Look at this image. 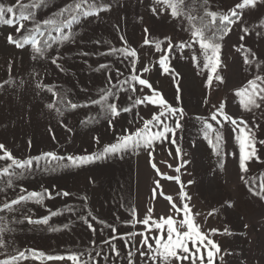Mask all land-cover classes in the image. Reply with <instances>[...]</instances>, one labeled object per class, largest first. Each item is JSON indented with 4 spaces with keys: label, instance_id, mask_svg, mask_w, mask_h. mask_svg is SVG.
<instances>
[{
    "label": "rangeland",
    "instance_id": "374dc122",
    "mask_svg": "<svg viewBox=\"0 0 264 264\" xmlns=\"http://www.w3.org/2000/svg\"><path fill=\"white\" fill-rule=\"evenodd\" d=\"M68 2L48 0L46 7L37 10V18L42 20L54 15ZM97 2L107 5L109 10L82 19L79 25L74 26L77 33L75 42L59 46L58 52L54 45L48 59L34 61L29 48L17 49L10 45L7 37L14 34L15 29L0 25V85H3L0 87V144H4L18 159L35 157L44 152L64 157L87 155L114 143L122 133L134 131L142 125L141 118L149 119L154 111H158L152 105H140L131 112L121 113L113 121L112 127L101 112L102 105L90 103L99 99L101 89L111 86L108 77L115 84L117 79L123 80L131 74L128 59L119 54L107 55L111 48L122 46L120 36L125 37L128 46L138 52L137 73L148 65L151 71L144 73L142 78L148 79L170 104L184 109L186 115L181 121L182 127L175 134L174 144L157 142L151 157L142 148H130L122 154L92 164L56 171L45 170L55 166V162L49 165L41 161L37 166L34 161L30 173L13 180V188L6 187L8 177H0V188L4 189L0 191V207L15 198L21 187L38 192L47 189L52 195V199L46 198L42 205L30 201L20 206L18 211L0 213V217H3L0 226L5 227V231L0 233V240L5 242V246L0 247V260L15 256L18 251L27 252L33 249L31 243L37 242L36 236L42 233L43 224H29L23 219L25 216L40 219L56 211L59 214L51 217L48 225L55 228L61 225L67 235L68 246H51L40 250L49 254L85 253L84 258H89L87 252H92L94 256L95 251H101L102 255L96 258L97 264H127L129 249L125 243L128 240L126 234L134 230L130 223L132 210L137 211L139 219L143 218L142 214L148 208H152L158 218L171 215L182 219V214L176 215L169 201L164 198L170 196L179 207L187 203L191 213L198 214L194 216L195 222L220 246L221 253L215 258L214 264H264V202L250 193L251 183L240 179L241 175L249 181L255 178L258 185L260 177H264V144L259 143L264 140V106L244 111L239 106V98L234 95L235 90L249 79L264 75V28L259 26L264 22V2L258 0L254 8L239 10L240 21L221 42L222 65L218 72L224 77L225 83L219 84L214 80L211 87H205L207 71H201L204 61L198 44L183 52H172L170 66L179 74L178 82L162 74L158 64L162 53L156 52L152 45L141 46L145 38L144 29L149 30V39L153 41L167 37L173 43L190 42L192 38L190 31L186 30L189 29L186 20H173L167 15L154 16L150 11L152 0ZM238 2L240 0H209L207 7L211 11L225 12ZM0 4L15 7L16 0H0ZM242 28L248 29L243 41L240 40L244 36ZM240 44L255 54L256 60L252 66L245 65L240 53L235 51V47ZM166 46L165 41L161 47ZM193 53L199 58L200 67L193 66ZM57 55L62 71L50 62V58ZM100 64H106L108 68L95 71ZM118 73L123 75L118 77ZM37 83L46 87L38 89ZM47 87L58 93V100L60 96L66 95V103L71 101L88 106L79 107L74 112H64L60 116L55 108H46L54 99L46 90ZM123 87L126 90L117 92L118 99L110 98V103L131 107L129 97L151 94L148 89L141 90L139 85L136 86L138 91L135 94L127 90V85ZM177 87L180 88L179 100ZM205 99L208 103H205ZM221 102L225 103L226 113L236 119H244L255 133L257 159L249 162L248 173L239 171V151L230 125L225 126L226 144L219 156L213 154L203 138L202 124L196 117L207 120ZM167 122L171 124L173 120ZM208 122L219 127L211 120ZM177 147L181 149L179 155L176 153ZM221 162L223 168L220 167ZM153 164L156 168L152 167ZM4 165L6 162L0 161V166ZM176 168H180V171L177 172ZM157 169L163 175H158ZM175 178H178V182ZM181 189L186 193L183 201L179 196ZM63 192L70 195H57ZM84 197L86 201L82 199ZM228 204L233 206L228 207ZM81 216L88 219L95 232L88 229ZM19 220L23 222L17 223ZM109 226L117 229V239H113L112 243L120 250V257L112 254L104 243L112 235ZM225 228L231 235L224 234ZM212 229L218 232L212 234ZM52 234L50 244L58 238L57 231ZM27 239L31 240L27 242ZM131 240L138 245L137 239L132 237ZM137 264L145 262L137 257ZM183 264H190V261H184Z\"/></svg>",
    "mask_w": 264,
    "mask_h": 264
},
{
    "label": "snow or ice",
    "instance_id": "6c2138e0",
    "mask_svg": "<svg viewBox=\"0 0 264 264\" xmlns=\"http://www.w3.org/2000/svg\"><path fill=\"white\" fill-rule=\"evenodd\" d=\"M264 2V0H259ZM258 0H240L233 8L225 12L211 11L207 7L209 0H203V3L199 5V9H202V13H199L196 8L195 0H152V6L150 8L151 13L154 16L167 15L170 19L177 20L183 18L189 25V30L192 40L190 42L181 41L179 43H173L170 38L164 40H150L149 30L144 29L145 38L143 40L144 45H152L156 52L162 53L158 64L162 69V74L171 76L173 82H178L179 74L174 71L170 66V56L174 50L183 52L185 49H192L194 44L199 45L201 50L200 55L203 57V67L201 71H207V80L205 87H211L215 80L219 84L225 83L224 77L219 74L218 69L222 65L221 51L222 41L232 31L234 25H236L241 18L239 10L246 8H254ZM48 0H29V2H22V0H16V6H8L0 4V25H5L10 28H14V34H9L7 42L10 45H14L17 49H30L32 60H43L49 58V52L56 46V51H59V46L67 43H74L77 33L74 30V26L81 23L82 19L97 16L100 12L107 11L108 6L100 4L97 0H69L67 4L60 7L57 12L45 19H38V9L46 7ZM264 28V22L259 25ZM244 36L240 37L243 41L245 36L248 35V29L242 28ZM122 42L121 47H113L107 53V55H116L128 59L130 64V75L123 79H117V83L113 84L111 77H108V84L110 87L101 89L99 99L92 100L90 103L94 105H102L101 112L108 118L110 126L114 127L113 121L121 115V113L131 112L133 108L143 104L152 105L154 108H158V111H154L149 119H142V125L137 127L134 131L127 134H121L116 138L114 143H109L98 152L87 155H69L59 156L53 152H44L38 156L30 157L26 159H18L8 151L4 144H0V161L6 162V165L0 166V177H8L6 187L13 188V180L16 177L24 176L30 173L33 169V163L39 166L41 161L51 165L55 162V166L45 168L46 171H56L57 169L68 167H81L103 160L109 156L122 154L123 152L132 149H144L148 152L149 157L152 156V149L157 142L163 143L168 141L175 143V134L177 130L181 129V121L184 119L186 113L183 108L175 107L170 104L159 91L153 88L148 79L142 78L144 73L151 71L148 65H145L143 69L137 73L138 52L137 50L128 46V42L125 37L120 36ZM167 42V46L162 48L161 45ZM95 43H99L96 41ZM235 51L240 53L243 63L245 65L252 66L256 60V56L252 53L251 49L247 48L244 44H240L235 47ZM87 55V53H83ZM104 54V53H102ZM60 57L52 56L50 62L57 69L63 70L62 65L58 63ZM191 60L194 67H200L199 58L195 53L192 54ZM259 67V65H257ZM108 68L106 64H100L99 68L94 69L100 71ZM123 75V73H118ZM5 83H8L7 81ZM127 85V90L132 93H137V85L140 89H148L150 95L145 93L141 97H129L131 100V107H121L117 103H110V98H117V92L125 91L123 87ZM3 85H0L2 87ZM46 86L37 83L36 88L43 90ZM46 90L52 94L53 102L48 103L46 108L55 111L58 115L63 116L64 112L59 107H55L57 101L56 97L58 93L53 91L51 87H47ZM178 95L177 100L180 99V88L176 89ZM235 97H238V103L241 109L244 111H252L255 108H261L264 106V75H255L252 79H249L245 85L238 88L234 92ZM66 100L65 96H60L59 103L63 104ZM205 103H208L205 99ZM88 105H80L68 101L65 111L68 109L75 110L79 107H87ZM94 119V118H93ZM169 119L173 120V123H168ZM196 119L202 124L203 138L207 141L209 147L212 149L213 154L219 156L224 150L226 144V138L224 135V129L226 125L231 126L232 137L234 138L239 151L238 167L241 173L249 172V162L257 159L256 154V139L255 133L249 128L244 119H236L232 115L225 112V103L221 102L215 111L211 112V115L207 120L196 117ZM215 122L219 127H214L212 123ZM82 123H85L82 121ZM158 129V130H153ZM99 143V139L96 140ZM259 143L264 144V140ZM181 149L177 147L176 153L179 155ZM64 161H67L66 163ZM156 168L155 164L152 165ZM183 167V165H181ZM220 167L223 168V162ZM18 170V171H17ZM179 172L180 168H176ZM158 175H163L159 173ZM166 179H173V177H165ZM177 179L178 182V178ZM240 179L246 183H251L249 187L250 193L257 197L260 201L264 202V177H260V182L256 183L255 178L251 181L246 180L244 175H241ZM160 187L157 182V188ZM0 191H4L0 188ZM155 191V190H154ZM57 195L68 196L70 193L63 192L57 193ZM181 201L186 199V193L181 189L179 193ZM52 199L51 193L44 189L43 192L28 191L21 187L19 194L15 198L8 202H5L0 207V213L2 212H15L19 210V207L27 202L34 201L37 204H43L45 199ZM165 199L169 201L172 209L176 215L182 214V219H176L174 216L163 217L153 219V209L148 208L147 213L143 219H138L137 211L132 210L130 223L135 226L140 224L143 226V231L130 232L126 236L128 240L125 243V247L129 249L126 254L127 264H137V257L144 260L145 264H183L184 261H190V264H214V260L221 253L220 246L210 237L209 234L201 230V226L195 222L194 216L198 214H192L191 209L187 203H184L182 207L177 206L173 202L172 197L165 196ZM85 199L86 197L82 198ZM228 207L233 205L228 204ZM59 213L53 211L49 216L40 219H32L30 216H25L23 219L27 220L32 225H48L51 217L58 215ZM212 213H209L211 215ZM91 216V213H88ZM81 220L87 225L88 229L95 232L93 225L84 216L80 217ZM95 220L96 218L93 217ZM0 221H3V217H0ZM23 220L17 221L22 223ZM67 227V225H65ZM111 227V226H109ZM247 228L248 225H245ZM49 231H59L58 228H49ZM5 231V227L0 226V233ZM117 229L111 227V237L104 241L109 246L112 254L116 257H120V250L115 244L112 243L116 237ZM212 234L218 232L217 229L211 230ZM166 233V234H165ZM224 234L231 235L228 228L224 229ZM139 236L140 240L138 245L131 240L132 237ZM124 239V237H121ZM95 244V241H92ZM5 242L0 240V247H4ZM133 249H135L133 251ZM94 251V250H93ZM206 253V256H205ZM102 255L101 251H95V255L92 252H87V256L90 258H84L85 253H72L65 255H47L42 251L35 249L25 251H18V254L9 258L0 260V264H20L21 261L32 259L39 261L43 264L44 261H64L68 260L71 264H97L96 258ZM222 259V257H221Z\"/></svg>",
    "mask_w": 264,
    "mask_h": 264
},
{
    "label": "crops",
    "instance_id": "0c3cea01",
    "mask_svg": "<svg viewBox=\"0 0 264 264\" xmlns=\"http://www.w3.org/2000/svg\"><path fill=\"white\" fill-rule=\"evenodd\" d=\"M198 211H199V213L201 212L200 206H199ZM146 213H147V211H144V213L142 214L143 218L145 217ZM202 214H203V216L205 215V212H204L203 208H202ZM152 218L153 219H158V215L154 211H153ZM50 227L51 228H55L52 225H50V226L49 225H42V233H40L39 235L37 234L36 239H38V240H37V242L35 244L31 243V248L39 249L38 251H42V252H44L47 255H64L61 252H59V253L53 252V254H49L48 252L46 253V251H44V250H40V249H45L46 247H51V246H54V248H67V246H68L66 244L67 235L65 234V231L61 228V225L58 227V229H60V230L57 231L58 238H55L56 241L54 240V242H52V244H50V242L52 241L51 237L53 235L52 234L53 231H49L48 230ZM143 230H144L143 226L140 225V224H137V225L134 226L133 232H140V231H143ZM201 230L203 232H205L203 229H201ZM133 239L134 240L137 239L139 241L140 237L137 235V236L133 237ZM30 240L27 239V242L30 241ZM34 241L35 240H33V242ZM65 256H67V255H65ZM20 264H40V262L36 261V260H32V259H27V260L21 261ZM43 264H71V262L68 261V260H64V261H44Z\"/></svg>",
    "mask_w": 264,
    "mask_h": 264
},
{
    "label": "trees",
    "instance_id": "16d2710c",
    "mask_svg": "<svg viewBox=\"0 0 264 264\" xmlns=\"http://www.w3.org/2000/svg\"><path fill=\"white\" fill-rule=\"evenodd\" d=\"M203 3V1L202 0H195V4H196V8H197V11L199 12V13H202V9H199V5H201ZM60 99V98H59ZM56 101H57V103H56V107H59L60 109H61V111H63V112H74L75 110H77V109H75V110H71V109H68L67 111H65V107H66V105H67V103H66V101H64V103L63 104H61V103H59L58 101V97H56Z\"/></svg>",
    "mask_w": 264,
    "mask_h": 264
}]
</instances>
